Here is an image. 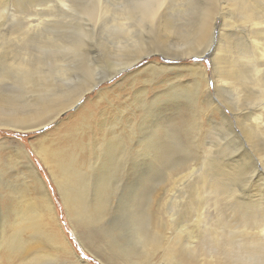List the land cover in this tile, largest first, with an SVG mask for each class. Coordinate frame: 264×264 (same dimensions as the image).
Listing matches in <instances>:
<instances>
[{
  "label": "bare ground",
  "instance_id": "6f19581e",
  "mask_svg": "<svg viewBox=\"0 0 264 264\" xmlns=\"http://www.w3.org/2000/svg\"><path fill=\"white\" fill-rule=\"evenodd\" d=\"M71 10L78 14V22L70 18L57 33L39 35L44 39L33 30L32 35L28 33L30 25L25 29L30 35L18 31L20 50L14 54L22 58L17 63L14 56L7 66L8 70L24 66V76L16 73L19 77H11L13 70H0V78L7 79L4 88L11 91L0 87V128L35 130L77 106L71 115L78 120L74 127L52 139V132L61 129L59 125L48 132L50 136L32 144L56 183L83 247L96 250L95 234L85 232L89 225L96 220L103 222L112 206L117 211L127 205L129 216L125 217L131 221L132 247L126 251L121 247L129 241L123 245L119 242L122 254L112 251L106 258L108 264H264V214L258 216L253 207L221 208L223 204L216 196L218 209L210 194L213 186L208 192L204 182H189L186 178L190 173L177 165L188 164L192 175L201 169L194 170L190 164L205 165L215 159L214 154L225 164L226 177L251 170V166L241 168L246 153H237L239 147H235L240 138H247L264 166V0H209L202 4L191 0H84ZM21 23L24 26L27 21ZM217 23L211 72L197 63L165 68L154 59L158 54L170 59L201 54ZM57 27L51 25L52 29ZM101 30L103 35L96 42L95 35ZM2 31L0 24L6 46L9 36ZM99 47L110 49L114 61L107 67L98 61ZM142 58L151 63L137 73L149 72L152 82L170 71L176 74L166 93L159 94L152 86L153 95L147 96V89L141 87L131 100L124 99L122 93L113 98L119 104V114L105 108L107 114L102 116L86 111L93 106V100L86 102L90 91ZM179 69L188 72L191 81L178 84L184 76ZM26 81L29 84L24 86ZM142 82L151 83L148 79ZM15 85L20 89L16 93ZM103 90L101 86L98 98L93 99L105 107ZM202 92L209 96H201ZM185 94L191 97L185 103L178 101L176 115L166 116L167 104L188 97ZM127 112L135 115L139 124L128 120ZM45 137L52 139L49 144ZM224 137L235 150L234 156L226 159L221 152L232 150H223ZM16 151L25 162L17 160L7 173L0 168V264H89L71 245L49 189L26 149ZM194 157L198 161L193 163ZM162 174L169 182L155 185ZM218 179L212 177L209 182L220 185ZM88 189L93 190L92 196ZM119 191L126 193L125 198L112 205ZM258 199L255 204L260 207L263 202ZM166 235L170 237L164 244ZM100 237L106 238L104 233Z\"/></svg>",
  "mask_w": 264,
  "mask_h": 264
},
{
  "label": "rangeland",
  "instance_id": "374dc122",
  "mask_svg": "<svg viewBox=\"0 0 264 264\" xmlns=\"http://www.w3.org/2000/svg\"><path fill=\"white\" fill-rule=\"evenodd\" d=\"M191 1H193L195 4H202L204 2H209V0H191ZM5 2H7V3H5ZM75 3H78V4L81 3V5H82V4H84V0H78V1L77 0H24V1H21V0H9V1L0 0L1 30H3L2 33H6V36H9V41H7L6 46H5V43H4L5 42V36H4L5 34L0 35L1 36L0 37V43H1L0 44L1 45L0 46V70H1V68H3V70H5V72H6V70L9 72H12V70H13L14 72L11 74H9L8 72L6 73V75L9 74V76H11V77L13 74L15 75V76L13 75L14 77H19L18 75L22 76V74L24 76V72L22 71L24 66H21V67H17V66L15 67L14 66V68L11 67L10 68L11 71L8 70L9 66H7V64L15 56L14 52L16 50L17 51L20 50V47H19L20 43L16 42V37L18 36V34H20L18 31L19 30L23 31V32H21V34H27V32H28L27 30H29L28 33H31V35H32V30H33V33L38 35L37 36L38 38H39L40 34H43V36H45L47 34H52L55 32L57 33V30H61L64 28L65 23L70 18H73V21L78 22V20H79L78 14L76 12L72 13L73 10H71L75 6ZM65 5H67V7ZM77 6H79V5H77ZM22 13H24L25 15L27 14L26 15L27 18ZM4 14H5V16H4ZM9 14H11V15H9ZM22 15L27 20L23 17L21 18ZM20 19H21V22L24 23L27 21V23H29V24L25 23L23 26L22 23L20 22ZM22 19H24L26 21H24ZM28 19L33 21V22H31V21L28 22ZM37 20L39 23L37 22ZM56 20H58L57 23H52V21L54 22ZM40 21L43 22L42 23L43 25L41 24ZM20 23H21L22 27L20 26ZM53 24H56L58 26L57 27L58 29L57 28L52 29L51 25H53ZM28 25H30V27L32 26L31 28H33V29H31ZM27 26L29 28H27ZM19 27L23 28V30L20 29ZM26 28H27V30H25ZM10 30H12V31H10ZM218 30H219V24L217 23L215 25L214 30L211 31L210 42L208 43V45L205 47L204 51L201 54H196L194 56L191 55L185 59H175V58L170 59L166 55H159L158 54V55L154 56L155 57L154 59L159 61L160 63H162L165 68H168L169 66H183V65L193 66L197 63V64L204 65L205 67L204 66L203 67L205 69H207L209 72H211V68H212L211 67V65H212V59L211 58L213 56V52H214L215 47L217 45ZM103 32H104V30H101L99 33H97L95 35L96 36L95 37L96 42L100 41V39L103 35ZM8 33H12V34L8 35ZM27 35H30V34H27ZM2 38L4 41L2 40ZM41 39H44V38L42 37ZM1 40H2V42H1ZM3 43H4V46H3ZM2 46H3V48H2ZM11 49H13V50H11ZM99 49H100V51L98 53V61L101 63V65L104 67H107V64H109L110 62L113 63L114 60L112 59L110 49L108 47H105V48L99 47ZM5 50H7V51L5 52ZM17 56H15V58H13V59H15V62L19 63L18 59L22 58V57H17ZM5 58H7V59H5ZM28 60L30 61L29 57H28ZM149 63H151V62H149L148 58H142L140 61L134 63L128 69H125L123 72H119V73L113 75L111 78L104 81L101 84V86H102V88H105V90L102 91V94H106V95H103V97H102V101L104 102L103 105L105 107H102V106L95 103L94 99L98 98L97 92L101 86L95 87L92 91H90V94L87 97L88 101H86V102L90 103L93 100V106L90 109L87 108L86 111H93L95 115L102 116V115L107 114L108 109H110V111L115 112L116 114H119V112L116 110V106H118L119 104L115 103L113 101V98H115L118 94L122 93V94H125L124 99L131 100L134 98L135 90L139 89L141 87L143 89H147V96L153 95L154 90H150V87H152V86L155 88V91H157L159 94L166 93L168 91V88H169V82H171L172 80L175 81L174 77L176 78V74L173 71H170L169 74L165 73V77H161L160 80H157L156 82H152L151 79L153 76L149 72L137 73L138 71L142 70ZM50 64H52L51 61H50ZM45 70L48 71L49 68H45ZM179 70L184 72V76L181 78V81H179L178 84H180L181 82H183V84H184L187 80L191 81L192 77L189 75L188 72L184 71L183 69H179ZM143 79H148L149 82L152 83V85H151V83H148V84L146 82L143 83L142 82ZM4 80H7V79L0 78V87H2V90H5L7 92H11V91H8L10 89L6 90V88H4L5 87V81ZM8 82H6V83L8 84ZM10 82H14V81L10 80ZM26 82H24V86L29 84L28 82L27 83ZM208 85H209V83H208ZM209 87L212 90L214 89L213 88L214 85L212 83H210ZM13 88L15 90V93L20 90L17 85L13 86ZM185 95L188 97H184V98H181L179 100L172 99L167 104L166 108L169 111L165 112L166 116H172L173 117L176 115V111H174V107L179 104L178 101L185 103L187 101V98H189V96L191 97V94H185ZM201 96H209V95L207 93L202 92ZM104 98H105V100H104ZM163 99H169V97L163 96ZM84 100L85 99H83L81 103L85 102ZM104 108L107 111L104 110ZM76 110H77V106H74V107L64 111L56 120H54L50 124H48V125L46 124L43 127H40L38 129H35V130L22 131L19 129H13V128H7V127L0 128V145H2V147L0 146V168L1 169L5 168L6 170L4 169V171L7 173V172H10V170H11L9 168V166L12 168V166L14 165V162H16L17 160L20 161L19 163H22V161L25 162L24 159H21V158H25V157L18 156L16 150H18L19 148L26 149V152L29 155V158H31V160L33 161L35 167L37 168L38 172L42 176L43 180L45 181V183L49 189L51 197L53 198V202H54L60 223L63 226L65 233L67 234V237L70 240L71 245L73 246L74 250H77L79 256L82 259H84L86 262H88L89 264H108V262L106 260L108 254L110 256H112V254L115 250H116L117 254L121 253L118 250V247H121L119 242H121V245H123L125 242L129 241V244L123 245L121 247V249L124 247L126 249V251H127L129 246L132 247L133 238H132L131 232H130L131 231V221H130V219H128V217L127 218L125 217V216H129V213L127 211L128 210L127 205L126 206L123 205L121 207V210L120 209L117 210L118 212L115 211L114 206H112L111 213L106 216L105 220L104 219L102 220L103 222L98 224L96 222L97 221L96 220L94 225H89V227L87 229L86 228L83 229V231H85V229H86L85 232L87 234L89 232H91L90 230H92L93 234H95L96 238L98 239L95 242V246L93 245V248H96L95 251L86 250V248L83 247L84 245H82L83 243L81 242V239H78L79 236H77L76 231L72 228V224L68 220V217L66 214V209L64 208V203L62 201L60 192L57 189L56 183H55L52 175L49 173V170L47 169L44 161L38 155V153L36 152V150L34 149L33 144H32L33 142L37 143V141L41 137L50 136L49 135L50 133H48V132H52V130H54V128H56V127L58 128L59 125H60L61 129H57V130H59L57 132H52V134H51L52 139L54 137L58 136L59 134L60 135L65 134L69 128L74 127L73 123L78 121V120H73L71 117V115ZM125 116L130 121H135L136 123L138 122V118L135 115L131 114L130 112H127L125 114ZM109 119L111 120L110 116H109ZM110 120H106L108 124H109ZM123 123H124V117H123ZM93 124H95V123H93ZM137 124H139V123H137ZM119 126L121 127V125H119ZM126 126L129 129L127 124H126ZM78 128H79V126H78ZM118 132H119V130H118ZM123 133H126V132H123ZM52 139H50L49 137H45L47 144H49L50 140H52ZM179 139L183 143L185 142L184 137L182 138V136H181ZM222 142L226 144V146L223 147V150L225 148H231L232 151L228 150V151L221 152L222 153L221 157L223 156L226 159L228 157L234 156L235 150H234V146L231 143V141L228 138L224 137ZM198 145H199V143H198ZM232 147H233V149H232ZM235 147L236 148L239 147L237 153H240V154L246 153V157H245L246 159L245 158L241 159V162H243L242 164H240V166H242L241 168L247 167V169H248V167L251 166V170L248 169L245 171H241L239 173H236V175L234 174V175L228 176L229 177L228 178V177H226L227 176V170H226L225 164H223L222 161H219L215 157L214 154L212 156L215 159L212 161H208L205 165L190 164L194 170L201 169L200 172L195 171L192 175H191V172L193 170H191L189 168L188 164L187 165L177 164V165L183 171H186V173L187 172L190 173L189 176L186 178L189 182L193 181L194 183L193 182L192 183L195 184V183H198L199 181H202L205 183V188L207 187V191L209 190V186H213L212 190L214 192H212L210 194L214 195L212 200H213L214 205L217 208H218V206L216 204V196L219 197V199L221 200V202L223 204V205H221V208H226L229 210L236 209V208H243V209L251 210L252 208H250V207H253L252 210L255 211V209H256L258 216L259 215L261 216L262 214H264V211H262V209L264 208V166H262L261 162L258 161L260 159V158H258L259 157L258 152L256 153L255 148L250 146L249 140L247 138H240L238 140V146L236 145ZM215 148H216V146L212 147V149H215ZM95 151L96 150H94V152ZM97 151H99V150H97ZM206 153H207V151H206ZM91 157H93V155ZM197 161H198V158L194 157L193 163L197 162ZM7 164H8V166H7ZM256 165L258 168H256ZM228 167H230V166H228ZM255 168H256V170H255ZM88 170L91 171L93 169L89 168ZM84 171H87V169L84 168ZM231 176H233V177H231ZM165 177L166 176L164 174H162L161 177L156 179L157 182H155V185L162 184V186H165L169 182L168 180H165ZM212 177L221 178V179H218L219 180L218 182L220 183V185H216V184L214 185L213 183L209 182V179ZM222 177H224V178L226 177L227 179L226 178L224 179ZM7 178L9 180H12L11 177H9V175L7 176ZM223 179L226 180V183H224L225 181L222 182ZM90 181H92V180H90ZM161 182H163V183H161ZM190 188L191 187H189V190H190ZM89 189H92V188L90 187ZM89 189H88V194L91 195L93 193V190L91 191ZM167 190L169 191V189H167ZM121 193L122 192L119 191L118 194L114 195L115 197H113L114 202H112V205H116V203L118 204V200H123V198H125L124 196L126 195V193H122L123 195ZM184 193L185 194L187 193V195H189L188 192H184ZM120 194L122 195V199H119ZM254 194H256V195L254 196ZM227 196L229 198H227ZM253 197H255V198H253ZM257 198H259V199L262 198L263 205L260 206L261 208L259 207V204H257V205L255 204V201L257 200ZM4 201L7 202V198ZM247 202H249V204H252V205L248 206L249 204ZM153 203H152V209L154 208V211H155L156 202H153ZM255 207H258V208H255ZM258 209H259L260 213L258 212ZM119 211H120V213H119ZM118 218H120V219H118ZM258 219H260V218H258ZM118 220H121V221H118ZM125 221H126V223H125ZM128 222H129V224H128ZM122 225L124 227H121ZM90 226H92V229L90 228ZM78 231L80 233L82 232L81 230H78ZM103 233L105 234L106 238L100 237L101 234L103 235ZM108 236H110L111 238ZM167 237H170V236L166 235L164 237V239H163L164 244H167V242H168ZM93 239H94V237H93ZM107 239H108V241L106 242ZM115 241H116V243H115ZM109 243L110 244L112 243V244L109 245ZM112 248H115V249H112ZM102 249L104 251H102ZM99 251H100V253H102V252L103 253L99 254ZM122 257L123 256L116 257V258H122ZM121 261L123 262V259Z\"/></svg>",
  "mask_w": 264,
  "mask_h": 264
}]
</instances>
